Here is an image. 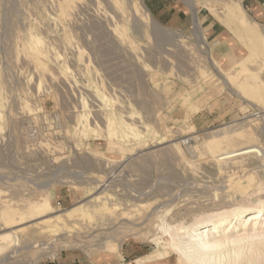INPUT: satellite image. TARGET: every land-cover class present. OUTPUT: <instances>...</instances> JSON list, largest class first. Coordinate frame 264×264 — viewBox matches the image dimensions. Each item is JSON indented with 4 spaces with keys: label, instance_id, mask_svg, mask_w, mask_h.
Wrapping results in <instances>:
<instances>
[{
    "label": "rangeland",
    "instance_id": "374dc122",
    "mask_svg": "<svg viewBox=\"0 0 264 264\" xmlns=\"http://www.w3.org/2000/svg\"><path fill=\"white\" fill-rule=\"evenodd\" d=\"M72 1L71 8L65 0H0V207L7 199L20 208L51 191L58 213L85 200L92 210L100 184L130 215L119 223L95 212L58 236L30 226L0 264H150L161 215L190 224L263 199L264 120L249 113H263L264 104L221 79L244 61L264 82L263 50L215 15L233 0H181L184 28L152 14L144 21L136 0ZM140 5L150 12L146 0ZM207 17L226 31L223 49L211 43ZM35 40L45 69L33 60ZM234 75L236 85L247 78ZM240 118L248 125L228 152L205 149L201 134L227 133ZM110 120L143 137L109 134Z\"/></svg>",
    "mask_w": 264,
    "mask_h": 264
},
{
    "label": "bare ground",
    "instance_id": "6f19581e",
    "mask_svg": "<svg viewBox=\"0 0 264 264\" xmlns=\"http://www.w3.org/2000/svg\"><path fill=\"white\" fill-rule=\"evenodd\" d=\"M71 1L72 0H65L68 7L71 6ZM136 1H139V4L135 5L136 13H140L139 15L145 19L144 21L152 20L151 13L140 5L142 0ZM188 1L191 4L192 1ZM232 2L233 3H230V6L228 5L224 16H220L216 13L215 15L222 20L226 18L235 26L243 30L249 38L261 48V51L263 50L264 52V29L261 28V25L257 22L251 21L252 19L247 16V12L245 13L246 10H244L241 5V0H233ZM72 7L73 6H71V8ZM198 20L199 19L195 13L194 27L197 29L199 28ZM35 41L33 47L31 46V51H33L35 58L33 60L38 63L40 62L38 65L39 68L45 69V63L41 64L43 54L40 50V45L38 46L40 41ZM214 65H216L219 71L223 73V70L221 69L222 67L217 65L216 62H214ZM234 68H236L234 74L237 73V76L241 73L247 75L245 82L241 85H236V82H233L236 75L232 72H230L232 74L224 72L223 74L225 78H221L223 85L229 84L234 90H236V92L242 95L244 94L247 96V94L250 93L251 95H249L251 98L255 97V99H257V101H254L257 103V106L264 104V82L253 80L255 77L252 78V74H249L253 71L255 73V70L252 71L244 61L239 62ZM237 79L238 77H236V81ZM242 80L243 79H241V82ZM244 100L249 102V99ZM245 120H247V118H240L236 122L226 125L225 130L227 133L216 134L215 132H206L201 134V137L205 142V149L215 155L228 152V147L233 145V142L238 139L240 133L245 130L246 125H248ZM107 127L109 134H112L113 132L118 133L117 129H122L123 138L129 137L127 130H129L134 137L142 135L137 127H130L127 126V124L125 125V121L117 122L116 120H110L109 126ZM117 143L115 144L117 145ZM118 147H120L119 144ZM102 187L103 186L100 184H97V187H92V189L98 191L93 196L97 202L92 205L94 206L92 207V210L89 207L91 201L85 200V203L80 202L79 205L65 211L62 210V213H58L52 203V196L54 195L50 193L51 191H49V193L47 192L43 197L41 196V199L37 201H29L24 205H21L20 208H15L16 205L14 206L15 203H13L12 200L6 201L7 199H4L1 202L0 207V220L4 222L2 224L5 225L4 229L7 231L5 232L2 230L4 232L0 234V254L2 255L8 248L15 245L18 240V233L30 226L38 227L40 232L49 233V236H58L59 234L61 235L63 231L70 232L66 230H70L71 227H74V225H72L73 222L78 224L79 222L77 221L90 218L95 212L101 215L102 220L106 216L110 217L111 220L114 219L116 221L121 218H123L122 220H124V218L127 219L130 215L129 210H123L120 208L121 205L126 204L123 202L122 204L120 201L115 202L116 199L114 196L109 195L105 189L101 191ZM115 190L116 189H114V191ZM1 194H3V191L0 189V195ZM136 205L138 204H135V207H137ZM119 211L121 212L118 213ZM165 215L167 214L165 213ZM158 219H160V221L157 223V228L160 232H158V236H156L157 234L155 235L154 239L157 249L153 256L155 260L150 262V264H158L161 261L166 264H172L171 259L174 255L177 257L176 264H264V198L259 199L255 203L237 204L219 212L203 215L196 218L190 224H183V222L179 224L177 223L178 225L174 224L176 222L173 220L172 222L174 223L169 222V219L167 218V220L164 215H161ZM122 220H119V223ZM241 221L242 224L238 225L237 223ZM115 223L116 222H114V224ZM239 228V231H242V233H237L239 232ZM164 236H166V238ZM111 250H113V254L119 255L117 244H114Z\"/></svg>",
    "mask_w": 264,
    "mask_h": 264
},
{
    "label": "crops",
    "instance_id": "0c3cea01",
    "mask_svg": "<svg viewBox=\"0 0 264 264\" xmlns=\"http://www.w3.org/2000/svg\"><path fill=\"white\" fill-rule=\"evenodd\" d=\"M146 3L151 14L162 24L183 27V22L189 18L181 0H146ZM243 3L250 16L264 27V0H243ZM197 17L200 19L199 16ZM203 25L215 48L223 49L226 47L227 33L215 20L207 17L203 21Z\"/></svg>",
    "mask_w": 264,
    "mask_h": 264
},
{
    "label": "built area",
    "instance_id": "2783aa9c",
    "mask_svg": "<svg viewBox=\"0 0 264 264\" xmlns=\"http://www.w3.org/2000/svg\"><path fill=\"white\" fill-rule=\"evenodd\" d=\"M249 114H254V117L258 120H264L263 113L259 111L250 112Z\"/></svg>",
    "mask_w": 264,
    "mask_h": 264
}]
</instances>
